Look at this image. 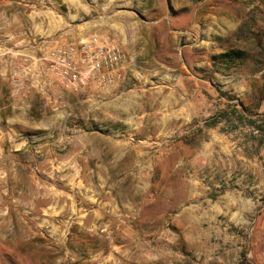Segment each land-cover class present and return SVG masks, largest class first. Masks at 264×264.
<instances>
[{
	"label": "rangeland",
	"instance_id": "obj_1",
	"mask_svg": "<svg viewBox=\"0 0 264 264\" xmlns=\"http://www.w3.org/2000/svg\"><path fill=\"white\" fill-rule=\"evenodd\" d=\"M36 2L52 33L26 31L32 54L6 61L11 90L34 95L36 129L15 137L60 138L79 156L60 171L69 183L18 165L38 167L60 211L35 213L0 186V264H264V0ZM91 36L122 50L127 91L65 89L40 65ZM241 79L250 93L228 88Z\"/></svg>",
	"mask_w": 264,
	"mask_h": 264
},
{
	"label": "crops",
	"instance_id": "obj_2",
	"mask_svg": "<svg viewBox=\"0 0 264 264\" xmlns=\"http://www.w3.org/2000/svg\"><path fill=\"white\" fill-rule=\"evenodd\" d=\"M35 4H37L36 0H0V165L2 166L0 168L3 170V175H5L0 180V186H10L11 192L14 191L16 192L15 194H20L17 199L22 207L31 206L35 213L42 211L43 213L51 214L63 209V206H58V191L53 188L52 183H45L47 179L35 172L38 167H36L37 169L34 168L35 170L29 167L28 170L20 171L18 165L23 162L45 166L50 170L46 176L53 178V174H58L55 176L59 179L67 183L74 182V176L60 173V171L78 162L76 157L79 156V148L70 154L67 153L69 147L64 145L60 138L38 139L36 137H28L21 139L15 137V130L20 128H26L29 131L36 129V125L34 123L31 124L29 120L33 116L30 103L34 95L32 93L17 95L11 90L6 62L8 58L20 60L22 57L32 54L31 43H33L35 38L26 39V31L36 38L37 36L46 38L52 33L51 26L50 28H43L41 25L36 24V18L39 15L46 14L37 12L34 7ZM29 20L32 21V24H22V22ZM63 32L65 35L69 34L67 28H64ZM63 41L64 39L58 40V42ZM6 42H8L11 49H8L9 46L8 48L5 46ZM6 51L10 53V56L5 55ZM37 68L38 66L35 64L29 66L28 73L31 76L35 75L34 80L39 78ZM130 69L129 65H119L116 69L114 79L116 92H125L129 88L130 78L128 72ZM22 75L24 74L21 72L19 78ZM22 77H25V75ZM209 86L212 89L210 84ZM229 87L237 95H241L246 90L250 93V88L244 79L236 83H230ZM194 95L195 98L198 96L199 100H201L200 89L194 90ZM193 111L194 117L199 115L196 106L193 107ZM21 118H24V122L27 123L22 127L19 125ZM80 149H83V147ZM55 197H57V201ZM15 224L19 230L22 229L17 219H15Z\"/></svg>",
	"mask_w": 264,
	"mask_h": 264
},
{
	"label": "built area",
	"instance_id": "obj_3",
	"mask_svg": "<svg viewBox=\"0 0 264 264\" xmlns=\"http://www.w3.org/2000/svg\"><path fill=\"white\" fill-rule=\"evenodd\" d=\"M124 58L116 44L91 36L76 45L51 47L39 61L65 89H85L112 85Z\"/></svg>",
	"mask_w": 264,
	"mask_h": 264
},
{
	"label": "trees",
	"instance_id": "obj_4",
	"mask_svg": "<svg viewBox=\"0 0 264 264\" xmlns=\"http://www.w3.org/2000/svg\"><path fill=\"white\" fill-rule=\"evenodd\" d=\"M232 55H239V54H238V53H231L230 56H228V54H226L225 57H228V59H231V56H232ZM261 97L264 98V78H263V87H262ZM243 109H244L243 111H244V113H245L247 110H246L245 107H244ZM260 117H263V116H259V114H258L257 118H260ZM248 122H249V124L252 125V126L255 125V123H256L255 120H249ZM255 127H256L257 129H261L260 126H257V125H256ZM247 264H248V263H247Z\"/></svg>",
	"mask_w": 264,
	"mask_h": 264
},
{
	"label": "bare ground",
	"instance_id": "obj_5",
	"mask_svg": "<svg viewBox=\"0 0 264 264\" xmlns=\"http://www.w3.org/2000/svg\"><path fill=\"white\" fill-rule=\"evenodd\" d=\"M232 20V19H231Z\"/></svg>",
	"mask_w": 264,
	"mask_h": 264
}]
</instances>
